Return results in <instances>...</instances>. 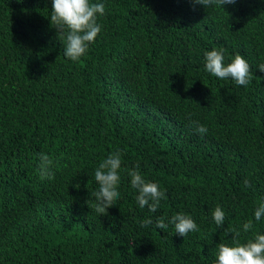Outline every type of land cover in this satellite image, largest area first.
I'll return each mask as SVG.
<instances>
[{"label": "trees", "instance_id": "1", "mask_svg": "<svg viewBox=\"0 0 264 264\" xmlns=\"http://www.w3.org/2000/svg\"><path fill=\"white\" fill-rule=\"evenodd\" d=\"M92 2L105 5L102 29L73 61L51 0H0V264H215L233 229L242 242L264 234V0ZM220 48L226 64L248 61L247 86L205 70ZM116 150L120 197L101 216L95 170ZM41 152L54 179L39 176ZM136 166L165 191L155 213L136 200ZM177 213L198 231L155 227Z\"/></svg>", "mask_w": 264, "mask_h": 264}, {"label": "clouds", "instance_id": "2", "mask_svg": "<svg viewBox=\"0 0 264 264\" xmlns=\"http://www.w3.org/2000/svg\"><path fill=\"white\" fill-rule=\"evenodd\" d=\"M19 2V0H18ZM192 4L203 5L204 7L217 5H233L237 0H189ZM105 14V5L92 0H51L50 25L65 40L64 55L75 61L83 56L89 45L95 42L96 37L101 32L102 25L97 22L98 15ZM225 50L212 49L204 53L205 70L218 79H231L239 86H247L253 78V72L248 61L239 53L235 54L231 61L225 63ZM258 70L264 73V64L258 65ZM190 119V117H189ZM195 130L200 134H206L208 129L192 121ZM38 173L41 179H54V173L50 170L53 161L50 156L41 152L38 154ZM121 151L116 150L110 153L107 158L99 163L95 170V181L99 185L98 191L92 195L95 197V211L101 216L107 214V209L115 205V201L120 197L117 190L120 183ZM130 176L131 187L136 189L138 195L136 200L140 207L147 206L150 212L155 213L160 201L166 198L165 191L161 190L158 183L147 181L141 175L139 167L127 170ZM246 187H251L247 180L244 181ZM255 220L259 221L264 217V201H262L254 211ZM212 218L219 228L225 222V212L217 205L212 212ZM166 217H158L155 221L157 229H166L168 224L174 225L175 234L185 237L190 232L198 231V226L194 219L187 214L177 213L173 215L168 223ZM151 219L142 222V227L152 224ZM243 232L248 233L253 229V222L249 220L242 226ZM235 235L231 244L219 243L217 246L215 264H264V234H255L253 238L242 242L241 232L232 230Z\"/></svg>", "mask_w": 264, "mask_h": 264}]
</instances>
